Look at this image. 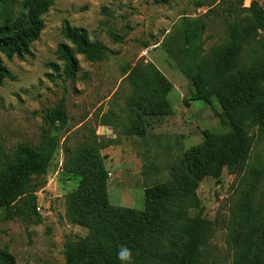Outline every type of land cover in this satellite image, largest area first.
Segmentation results:
<instances>
[{"label":"rangeland","instance_id":"obj_1","mask_svg":"<svg viewBox=\"0 0 264 264\" xmlns=\"http://www.w3.org/2000/svg\"><path fill=\"white\" fill-rule=\"evenodd\" d=\"M52 1L31 55L3 57L16 80L0 85V151L35 148L43 134L54 137L58 146L47 174L31 183L41 222L5 220L0 211V249L8 250L16 264H67V241L102 242L95 230L74 218L72 199L81 195L93 209L102 192L116 215L131 214L135 225L149 231L168 264L184 255L187 226L196 217L213 222L201 248L203 264H264V137H257L264 105V28H253L242 43L232 74L242 82L230 102H237L241 126L253 142L246 170L237 176L224 169L219 180L201 174L196 196L184 197L173 188L174 172L193 173L189 152L202 147L209 134L230 132L222 125L223 108L216 99L213 107L190 101L197 60L187 55L185 30L194 28L206 56L228 43L229 23L240 18L250 26L253 21L231 9L234 0ZM257 1L264 8V0ZM65 20L109 50L103 62L78 56L80 71L68 80L56 57L66 42ZM50 63L60 71L53 72ZM62 100L68 125L58 130L45 115ZM100 166L108 172L103 191L96 182ZM160 188L168 200L157 202L155 196H163ZM85 215L94 217L88 210ZM112 222L123 226L121 220ZM247 235L252 239L248 256ZM131 253L130 264H158L144 262L134 249Z\"/></svg>","mask_w":264,"mask_h":264},{"label":"trees","instance_id":"obj_2","mask_svg":"<svg viewBox=\"0 0 264 264\" xmlns=\"http://www.w3.org/2000/svg\"><path fill=\"white\" fill-rule=\"evenodd\" d=\"M234 1L237 4L231 9L235 13L238 9V16L240 12L246 14L254 25L243 26L240 18L229 23L227 32L230 40L224 46L214 49L210 55H202V46L196 39L194 28L187 26L185 30L187 55L197 60L196 73L191 78L194 91L190 101H201L213 107L216 99L223 108V114L220 115L222 125L229 127L230 132L219 137L209 134L202 147L189 152L188 161L193 173L174 172L173 188L184 197L196 196V178H200L201 174L205 173L216 180L220 179L224 169L229 175L244 174L253 149V142L247 139L237 115V102L231 103L230 97H237L241 88L242 78H233L232 74L238 66L242 43L248 39L253 28H264V8L257 0H251L249 7H244L245 0ZM52 6V0H0V85L7 79L16 80V76L3 64V57L8 60H24L31 55V45L39 39L45 28L43 15ZM201 27L204 29L205 24L202 23ZM62 35L66 42L58 46L56 57L63 65L64 79L76 78L80 71L78 56H83L92 63L107 60L108 48L101 41L91 40L86 29L74 27L65 20ZM113 40L119 42L120 38L113 36ZM48 67L53 72L60 71L56 63H50ZM225 80H228V84L221 86ZM45 121L58 130L66 128L68 113L63 100L47 110ZM257 137H264V105ZM57 146L58 142L54 137L43 134L35 148L20 145L12 154L0 151V211L5 220L19 219L34 224L41 222L37 213L38 197L31 188V183L33 179L47 174ZM201 154L204 156L202 162ZM107 178L108 172L100 166L96 182L102 191ZM160 190L163 196H155L157 202L161 199L168 200V194L164 189ZM99 198L93 209L81 195H75L72 199L74 218L81 225L95 230L102 242L96 246L86 240L67 241L64 251L67 264H121L118 251L122 247H127L130 252L134 249L144 262L168 264L167 256L155 247L156 243L148 230L135 225L131 214L116 215V210L107 206L102 192ZM86 210L93 212L94 217L91 220L86 217ZM249 215L247 210L246 216ZM113 219L121 220L123 226H116ZM212 225L213 222L205 218L196 217L191 220L187 226L188 240L183 247L184 255L179 261H169L172 264H203L201 248L211 233ZM243 240L246 244L245 255L248 256L252 239L247 235ZM0 264H16V259L8 250L0 249Z\"/></svg>","mask_w":264,"mask_h":264},{"label":"clouds","instance_id":"obj_3","mask_svg":"<svg viewBox=\"0 0 264 264\" xmlns=\"http://www.w3.org/2000/svg\"><path fill=\"white\" fill-rule=\"evenodd\" d=\"M132 253L127 247H122L118 251V259L121 261V264H130Z\"/></svg>","mask_w":264,"mask_h":264},{"label":"built area","instance_id":"obj_4","mask_svg":"<svg viewBox=\"0 0 264 264\" xmlns=\"http://www.w3.org/2000/svg\"><path fill=\"white\" fill-rule=\"evenodd\" d=\"M250 1H251V0H245V2H244L245 6L248 5V7H249V4H251Z\"/></svg>","mask_w":264,"mask_h":264}]
</instances>
